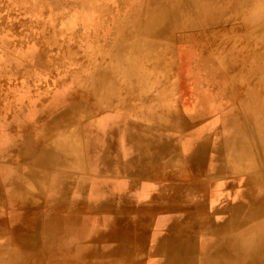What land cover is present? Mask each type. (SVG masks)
<instances>
[{
    "label": "crops",
    "instance_id": "obj_1",
    "mask_svg": "<svg viewBox=\"0 0 264 264\" xmlns=\"http://www.w3.org/2000/svg\"><path fill=\"white\" fill-rule=\"evenodd\" d=\"M105 85L87 115L0 108V264H264L258 145L236 154L222 117L172 89Z\"/></svg>",
    "mask_w": 264,
    "mask_h": 264
},
{
    "label": "rangeland",
    "instance_id": "obj_2",
    "mask_svg": "<svg viewBox=\"0 0 264 264\" xmlns=\"http://www.w3.org/2000/svg\"><path fill=\"white\" fill-rule=\"evenodd\" d=\"M144 1L151 3L152 10L164 3L205 9L214 20L212 16L184 14L189 24L187 39L169 44L164 33L141 37L126 29L136 0H0V108L12 105L16 113L30 111L33 119L38 112L50 116L56 109L64 110L72 98L66 114L87 115L98 91L102 93V87L91 88L89 94L95 96L86 97L93 79L101 86L115 84L110 77L122 79V84L130 80L137 85L153 83L159 86L156 94L165 95L163 89L174 88L176 101L192 105L202 101L210 106L208 112L222 117L224 131L234 132V152L245 157L248 141L253 142L247 121L249 128L264 116L262 75L250 69L258 62L264 67V58L251 57L260 43L256 33L264 21V0ZM130 32L136 36L132 38ZM116 36L119 38L114 39ZM204 59L214 61L213 70L204 65ZM163 85L165 88L160 87ZM215 90L216 97L210 92ZM205 91L215 102L203 99ZM254 94L262 110L251 113L248 120L249 99ZM259 149L264 153L263 147ZM31 253V260L38 259L36 251ZM4 264H21L20 256L17 262Z\"/></svg>",
    "mask_w": 264,
    "mask_h": 264
},
{
    "label": "bare ground",
    "instance_id": "obj_3",
    "mask_svg": "<svg viewBox=\"0 0 264 264\" xmlns=\"http://www.w3.org/2000/svg\"><path fill=\"white\" fill-rule=\"evenodd\" d=\"M202 1V0H201ZM176 2H179L181 3L179 0H176ZM185 2V1H184ZM206 2V1H205ZM228 2V1H227ZM232 2V1H231ZM245 3V2H243ZM255 3V2H254ZM134 5L130 8L131 9V13L133 14V16L131 17V19L125 24L127 25L126 26V29H130L131 32H135L137 35L141 36L146 33L147 35L150 34L152 37H157L158 35H161L159 33H164V38H168V42L169 44H174L178 41H182V42H185L186 39H187V35H186V30L185 28L189 25L188 23H186V20L184 19V14H194L195 18L196 17H206V16H212V19L214 20L213 18V15H208L206 10L205 9H194V8H190L188 5H184V6H180L178 4H175V5H167V6H164L162 5H159V9H155V10H152V8L150 7L151 6V3H146L144 0H136L135 3H133ZM135 4H138L137 6ZM238 4V3H237ZM259 4V3H258ZM229 5V4H228ZM231 5V4H230ZM229 5V6H230ZM250 5V4H249ZM255 5V4H254ZM204 6V4H203ZM233 6V5H232ZM231 6V7H232ZM237 6V5H236ZM235 6V7H236ZM238 7V6H237ZM244 7V5H243ZM242 7V8H243ZM197 8V7H196ZM225 8H227V5L225 6ZM224 8V9H225ZM246 8V7H245ZM238 9V8H236ZM241 9V8H240ZM247 9V8H246ZM249 9V8H248ZM214 10V9H213ZM222 10V9H221ZM218 12V10H217ZM238 12V11H237ZM130 13V14H131ZM192 13V14H191ZM223 13V12H222ZM221 14V13H220ZM244 14V12H243ZM219 15V14H218ZM217 15V16H218ZM239 15V14H238ZM250 15V14H249ZM254 15V14H253ZM242 16V15H241ZM246 16V15H244ZM193 17V16H192ZM128 18V17H127ZM245 18V17H244ZM262 19V18H261ZM128 20V19H127ZM126 21V20H124ZM220 22V21H219ZM237 22V21H236ZM261 25H259V28L257 30V33H256V36L259 37V40H260V43L258 45V47L253 51L252 53V56L253 58L257 59V60H260L261 58H264V21L262 20L261 21ZM243 25V24H242ZM123 27V26H122ZM263 27V28H261ZM233 30V29H232ZM129 33L130 35L132 34V38L136 35H134L133 33ZM234 32V31H233ZM176 33V34H175ZM185 34V35H184ZM37 35V34H36ZM252 36V35H251ZM142 37V36H141ZM147 37V36H145ZM153 37V38H154ZM119 38V36H116L114 39H117ZM148 38V37H147ZM255 38V37H254ZM257 38V37H256ZM255 38V39H256ZM143 39V38H142ZM129 40V39H128ZM147 40V39H146ZM145 40V41H146ZM159 40V39H157ZM118 41V40H117ZM116 41V42H117ZM144 41V40H143ZM161 41V40H160ZM253 41V40H252ZM152 42V41H151ZM154 42V41H153ZM162 42V41H161ZM230 42V41H229ZM135 43V42H134ZM253 43V42H251ZM255 43V42H254ZM255 45V44H254ZM246 46V45H245ZM248 46V45H247ZM116 47V46H115ZM134 48V47H132ZM147 48V47H146ZM154 48V46H153ZM167 48V47H166ZM165 48V49H166ZM155 49V48H154ZM160 49V48H159ZM248 49V48H247ZM250 50V48H249ZM248 50V51H249ZM156 51V50H154ZM137 52V51H136ZM148 52V51H147ZM153 52V51H152ZM48 53V52H47ZM132 53V52H131ZM46 54V53H45ZM147 54V53H146ZM149 54V53H148ZM163 54V53H162ZM166 54V53H165ZM169 54V53H168ZM43 55V54H42ZM170 55V54H169ZM40 56V55H39ZM136 56V55H135ZM154 56V55H153ZM215 56V55H214ZM150 57V56H148ZM169 57V56H168ZM233 57V56H232ZM124 58V57H123ZM159 58V57H158ZM216 58V56H215ZM127 59V58H126ZM222 59V58H220ZM219 59V60H220ZM117 61V60H116ZM144 61V59H143ZM154 61V60H153ZM197 61V60H196ZM204 65L206 66H210V70H213L215 65L213 64L214 61L211 59V60H207V59H204ZM264 61V60H263ZM112 62V61H111ZM114 62V61H113ZM120 62V61H119ZM123 62V61H122ZM152 62V61H151ZM221 62V61H219ZM129 63V62H128ZM132 63V62H131ZM171 63V62H170ZM197 63V62H196ZM218 63V62H217ZM151 64V63H150ZM172 64V63H171ZM145 65V64H144ZM147 65V64H146ZM203 66V65H202ZM157 67V66H155ZM154 67V68H155ZM163 67V66H162ZM101 68V67H100ZM145 68V67H144ZM147 68V67H146ZM129 69V68H128ZM208 69V68H207ZM251 71L253 73H255V75H262V80H261V84L264 85V67L262 64H259L256 63L255 65H251L250 67ZM134 69H130L129 71H132L133 72ZM141 70V69H140ZM206 70V68H205ZM216 70V69H215ZM128 70H126L127 72ZM140 72V71H139ZM143 72V70H142ZM155 72V70L153 71ZM157 72V71H156ZM211 72V71H210ZM205 73V72H204ZM207 73V72H206ZM108 76V74H106ZM133 75V74H132ZM140 75V73L138 74ZM166 75V74H165ZM111 76V75H110ZM111 80H113L115 82V84H110L109 82L106 83V85L104 86V88H109V87H112V86H117V85H120L122 84V79H119L120 81H116L113 77H110ZM152 78V77H151ZM154 78V77H153ZM136 80H139L136 78ZM96 81H99L98 79L95 80H91L89 83H94L96 85ZM150 81V80H149ZM168 82V81H167ZM40 83V82H39ZM149 83V82H148ZM163 83V82H162ZM132 84H137V83H133V80H130L129 81V85H132ZM153 85V83H150V85ZM167 84V83H166ZM124 85V84H123ZM139 85V84H138ZM144 85V84H143ZM151 85V86H152ZM171 86V85H170ZM175 86V84H174ZM101 88V87H100ZM103 88V89H104ZM122 88V87H121ZM169 89V88H167ZM174 90V88L172 89ZM120 91V90H119ZM163 91V90H162ZM170 91V90H169ZM177 91V90H176ZM104 92V91H103ZM100 93V94H104V93ZM214 97L217 96V90L215 91H210ZM209 91H205L202 93V97L205 101L211 103L213 102V95L210 93ZM169 93V92H168ZM171 93V92H170ZM173 93V92H172ZM142 94V93H141ZM171 95V94H170ZM137 96V95H136ZM172 96V95H171ZM102 98V97H101ZM107 98V97H106ZM174 98V97H173ZM112 99V98H111ZM131 99V98H130ZM172 99V98H171ZM176 99V97H175ZM134 100V99H133ZM250 103L252 104V106L250 107V110H248L247 112V116H248V120H249V116L251 113H261L260 112V103L259 100L257 99V95L254 94L251 96V98L249 99ZM164 102V101H163ZM215 102V101H214ZM121 102H119L120 104ZM134 103V102H133ZM166 103V102H165ZM173 103V102H172ZM127 104V103H126ZM155 104V103H153ZM215 105L217 103H214ZM128 105V104H127ZM113 106V105H112ZM217 106V105H216ZM142 107V106H141ZM164 107V106H163ZM262 110V109H261ZM132 111V110H131ZM132 114V113H131ZM139 117V116H138ZM141 118V117H140ZM166 119V118H165ZM165 121V120H164ZM257 121V120H256ZM248 122L247 121V131H248V135L250 137H252L253 139V142L255 143L254 145H258V147L260 148L263 147L264 148V116L261 114V119L259 122H257L256 124L254 123H250L249 125V128H248ZM238 131H236L237 133ZM104 167V166H103ZM100 181V180H99ZM103 196V195H102ZM90 197V196H89ZM104 199V198H103ZM101 200V199H100ZM250 203V202H249ZM246 207V206H245ZM255 207L252 209L254 210ZM255 211H258L255 209ZM244 212V211H243ZM238 215V214H237ZM245 216V214L243 215ZM25 219V218H24ZM242 221V220H241ZM57 224V223H56ZM59 225V223L57 224ZM233 225V224H232ZM232 225L231 228H232ZM37 232V231H36ZM254 232V231H253ZM244 238V237H243ZM264 238V237H263ZM253 239V238H252ZM104 240V239H103ZM254 240V239H253ZM259 240V239H258ZM256 242V241H255ZM110 243V242H109ZM253 243V242H252ZM262 243V242H261ZM114 244V243H113ZM116 244V243H115ZM162 245V244H161ZM264 245V244H263ZM110 246V245H109ZM240 246V245H239ZM111 247V246H110ZM261 247V246H259ZM264 247V246H263ZM252 248V247H251ZM262 248V247H261ZM114 250V249H113ZM33 251V250H32ZM111 251V250H110ZM250 251V250H249ZM259 251V250H258ZM238 254L239 256V262L237 263L236 262V257H234V264H245V261L247 259H249V253L247 254H241L239 251H234V255ZM177 253V252H176ZM170 254V253H169ZM109 255V253H108ZM177 255V254H176ZM19 256V255H18ZM171 256V255H170ZM169 256V257H170ZM256 256V255H255ZM175 258V257H174ZM173 258V259H174ZM256 258V257H255ZM263 258V257H262ZM252 259V258H251ZM258 259V258H256ZM264 259V258H263ZM262 259V260H263ZM264 261V260H263ZM228 262L229 264H231L230 262V258L228 259ZM227 262V264H228ZM256 262V261H255ZM260 262V261H259ZM223 264V263H222Z\"/></svg>",
    "mask_w": 264,
    "mask_h": 264
}]
</instances>
